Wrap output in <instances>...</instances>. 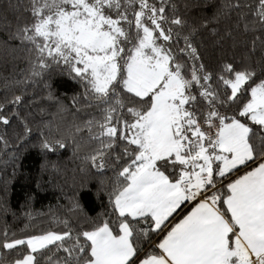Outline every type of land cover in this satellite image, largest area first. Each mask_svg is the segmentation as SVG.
<instances>
[{
	"label": "snow or ice",
	"instance_id": "obj_1",
	"mask_svg": "<svg viewBox=\"0 0 264 264\" xmlns=\"http://www.w3.org/2000/svg\"><path fill=\"white\" fill-rule=\"evenodd\" d=\"M248 7L264 28V0ZM25 11L13 38L83 85L100 117L85 124L99 141L91 163L117 171L108 218L75 234L5 232L0 248L23 253L11 264L53 247L65 256L49 264H264V79L232 62L208 70L188 37L176 46L167 25L184 21L163 0H29Z\"/></svg>",
	"mask_w": 264,
	"mask_h": 264
},
{
	"label": "trees",
	"instance_id": "obj_2",
	"mask_svg": "<svg viewBox=\"0 0 264 264\" xmlns=\"http://www.w3.org/2000/svg\"><path fill=\"white\" fill-rule=\"evenodd\" d=\"M151 2L160 6L161 0ZM254 2L163 0V6L169 20L184 21L182 26L167 25L176 46L183 47L188 37L208 70L232 62L264 79V28L254 23L248 7ZM28 7L29 0H0V115L9 120L0 121V241L5 232L9 240L47 232L75 234L108 218V192L117 171L114 159L104 169L91 163L99 141L91 139L85 124L100 117L96 102L84 96L83 85L62 64L39 68L35 54L13 38L17 24L30 20ZM55 140L66 147L43 148L45 141ZM159 239L152 236L154 243ZM22 254L0 248V264H11ZM48 256L57 261L65 253L53 247L38 255L39 264H49Z\"/></svg>",
	"mask_w": 264,
	"mask_h": 264
},
{
	"label": "crops",
	"instance_id": "obj_3",
	"mask_svg": "<svg viewBox=\"0 0 264 264\" xmlns=\"http://www.w3.org/2000/svg\"><path fill=\"white\" fill-rule=\"evenodd\" d=\"M176 219H177V218H176ZM178 219H179V218H178ZM178 219H177V220H178Z\"/></svg>",
	"mask_w": 264,
	"mask_h": 264
}]
</instances>
